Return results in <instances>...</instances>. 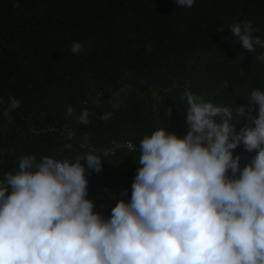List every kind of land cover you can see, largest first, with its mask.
<instances>
[{"label":"trees","instance_id":"1","mask_svg":"<svg viewBox=\"0 0 264 264\" xmlns=\"http://www.w3.org/2000/svg\"><path fill=\"white\" fill-rule=\"evenodd\" d=\"M244 22L264 42V0H194L191 8L175 0H0V181L25 155L75 162L93 152L104 161L96 172L81 160L88 198L107 219L122 193L131 198L144 135L158 127L186 135L185 90L245 106L232 123L254 127L247 116H257L258 105L247 98L264 91V62L256 59L264 48H242L229 25ZM10 97L20 107L9 121ZM84 110L87 125L79 121ZM233 155L243 168L256 152L241 143Z\"/></svg>","mask_w":264,"mask_h":264},{"label":"clouds","instance_id":"2","mask_svg":"<svg viewBox=\"0 0 264 264\" xmlns=\"http://www.w3.org/2000/svg\"><path fill=\"white\" fill-rule=\"evenodd\" d=\"M193 4L175 0L179 7ZM229 29L243 49L264 48L250 22ZM81 50L73 42L71 52ZM256 59L264 62V55ZM185 98L186 135L168 127L144 135L131 198L122 193L110 218L94 211L81 163L99 172L100 156L21 157L18 170L0 181V264H264V91H251L247 99L258 115L249 110L254 127L239 131L232 121L245 106L217 105L190 90ZM19 107L10 97L3 115L10 121ZM79 121L88 124L87 110ZM241 143L256 152L243 168L233 155ZM124 144L137 148L134 140Z\"/></svg>","mask_w":264,"mask_h":264},{"label":"built area","instance_id":"3","mask_svg":"<svg viewBox=\"0 0 264 264\" xmlns=\"http://www.w3.org/2000/svg\"><path fill=\"white\" fill-rule=\"evenodd\" d=\"M234 127L236 128L237 131H239L241 128H239L238 126H236L235 124H233Z\"/></svg>","mask_w":264,"mask_h":264}]
</instances>
